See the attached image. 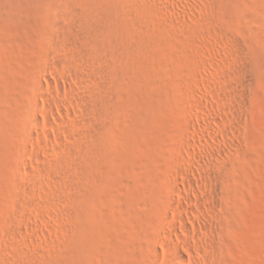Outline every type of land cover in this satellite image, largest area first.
I'll return each instance as SVG.
<instances>
[{
	"label": "rangeland",
	"instance_id": "obj_1",
	"mask_svg": "<svg viewBox=\"0 0 264 264\" xmlns=\"http://www.w3.org/2000/svg\"><path fill=\"white\" fill-rule=\"evenodd\" d=\"M0 264H264V0H0Z\"/></svg>",
	"mask_w": 264,
	"mask_h": 264
},
{
	"label": "bare ground",
	"instance_id": "obj_2",
	"mask_svg": "<svg viewBox=\"0 0 264 264\" xmlns=\"http://www.w3.org/2000/svg\"><path fill=\"white\" fill-rule=\"evenodd\" d=\"M182 232H183V231H182ZM183 233H184V232H183ZM183 233H182V234H183ZM180 234H181V231H180ZM178 255H179V254H178ZM177 260H178V259H177ZM183 260H184V259H183ZM179 262H180V261H179Z\"/></svg>",
	"mask_w": 264,
	"mask_h": 264
}]
</instances>
